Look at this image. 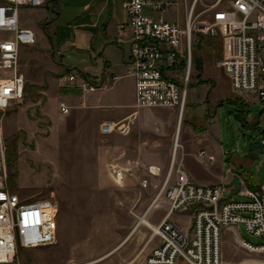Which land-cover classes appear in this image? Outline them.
<instances>
[{
  "label": "rangeland",
  "instance_id": "374dc122",
  "mask_svg": "<svg viewBox=\"0 0 264 264\" xmlns=\"http://www.w3.org/2000/svg\"><path fill=\"white\" fill-rule=\"evenodd\" d=\"M50 1L47 12L41 8L23 7L20 10L22 23L35 31L38 43L43 38V28H47L41 23L42 18L46 21L61 14L56 22L58 35L64 39L72 34L74 24L72 27L69 24L87 0ZM215 2L201 0L197 6V19L208 20L209 12L204 11H209ZM177 15L184 20L183 5L170 13L169 18L175 20ZM88 21L92 23L90 17ZM48 30L44 31L46 35ZM202 40V44L193 49L194 58L200 59L202 68H193L188 98L199 94L201 100L210 103L207 106L211 110L192 117L184 115L177 157L180 158L184 151L183 134L188 127H194L196 142L203 139L207 151H210L208 147L216 149L217 145L224 146L227 151L240 146L247 154L252 147L262 144L264 107L260 102L251 103L247 116L253 121L249 126L242 124V109L226 98L228 78L218 66L220 40L218 36H205ZM78 58L77 52L71 51L63 62L73 70L79 66L74 65ZM38 60V65H23L22 55L20 70L26 79L25 95L2 120L8 186L24 201L51 200L58 208V228L54 244L22 250L15 262L147 264L148 256L160 245V239L144 225L135 231L134 228L154 202L165 180L172 159L178 116L173 110L168 113V109L163 108L141 109L154 114L146 115L140 122V109L133 107L132 79L125 77L113 88L101 89L88 99L89 106L94 103L104 105L107 109L103 111L107 114L131 112L116 120L129 124L127 133L103 135L100 129L105 119L98 117L97 110L88 107L71 110L65 115L60 112L62 103L77 106L75 97L82 100L80 91L84 92L63 78L70 72L68 69L58 65L52 67L51 61L44 57ZM207 80L217 84L215 87L209 83L211 91L199 84V81ZM214 114L212 132L205 133ZM158 119L165 124L159 123ZM248 142L250 146L246 148ZM190 149L198 154L196 148ZM252 152L258 153L261 160L264 158V147ZM195 154L188 155L185 163L193 182L205 185L216 181L214 171L217 167L206 160L196 159ZM162 163L166 165L162 167ZM113 167L121 171L123 180L117 179ZM151 167L161 168L160 175L152 176L149 173ZM178 167L176 161L175 168ZM174 179L175 174L172 182ZM223 196L228 198L229 193L225 190ZM232 198L241 200L239 194ZM168 210L169 204L162 196L150 210L147 220L156 226ZM172 220L185 232H192L191 212L175 213ZM243 241L252 245L264 243L263 239L248 234L243 225L222 229V264H264V253L247 249Z\"/></svg>",
  "mask_w": 264,
  "mask_h": 264
},
{
  "label": "built area",
  "instance_id": "2783aa9c",
  "mask_svg": "<svg viewBox=\"0 0 264 264\" xmlns=\"http://www.w3.org/2000/svg\"><path fill=\"white\" fill-rule=\"evenodd\" d=\"M50 0H0V264H19L22 250L55 243L58 208L51 200L24 201L8 186L6 147L2 120L7 111L23 100L26 79L20 70L22 47L36 45L35 32L21 23L20 10L40 8ZM201 0H126L123 8L127 24L120 30L129 34L127 57L129 76L135 83V106L139 109H176L180 122L186 112L194 68V47L205 36L221 43L219 68L235 93H253L264 107V0H216L208 20H198ZM184 7V20L169 14ZM66 82L83 92H94L98 85L73 72ZM69 108L62 106L63 114ZM129 131L125 121L101 126L103 135ZM264 144V140L262 141ZM206 151L199 156L203 159ZM213 161L212 156L208 157ZM117 179L121 171L113 167ZM152 175L155 172L150 169ZM175 179L172 182V177ZM220 185L194 183L184 169L172 160L155 200L165 197L167 215L151 228L160 239L147 258V264H222V229L243 225L253 237L264 240V178L256 189L239 191L241 200L223 196ZM154 200V201H155ZM55 209V211H54ZM193 214L192 232H185L172 220L175 213ZM243 245L264 253V243Z\"/></svg>",
  "mask_w": 264,
  "mask_h": 264
},
{
  "label": "crops",
  "instance_id": "0c3cea01",
  "mask_svg": "<svg viewBox=\"0 0 264 264\" xmlns=\"http://www.w3.org/2000/svg\"><path fill=\"white\" fill-rule=\"evenodd\" d=\"M124 1L126 0L85 1L83 5H81L80 8L78 9L77 14L72 18V21L70 22L71 24H69L70 27H72L74 24L72 29V34L64 39H60L58 35V24L56 22L57 17L59 18L61 14H59L58 16L56 15L57 16L56 18L53 16L52 19L49 20L46 19V21H44V18H42L41 21L43 22L41 23L46 25L47 28L45 29L43 28V32H42L43 38L42 40L40 39L39 41L40 43H38L37 40L36 45L31 47L21 48L20 61L23 55V61H24L23 65H38V61H39L38 59L40 57H44L45 59L51 61L52 67L54 65H58V67L61 66L63 68L68 69L70 72L75 73L76 75H78L79 78L86 79L90 83L98 85L99 89L94 92L82 93L80 91L82 100H80V97L77 96L75 97L78 103L77 106H69L65 103H62L60 105L61 113H62L61 111L62 106L69 108L70 109L69 113L71 110H76L77 108L78 109L81 108L85 110L88 107H91L92 109H94V111L95 110L98 111L99 118L104 117L105 121H103L102 124L108 122H119L116 120H119L121 117H126L131 113L130 112L128 114L127 113L107 114L104 113L103 109L105 108V106L102 104L94 103L91 104L90 106L88 105V99L90 100L92 93H95L101 89H111L121 79L125 77L131 78L129 76L130 68L127 62V57L129 52V39H128L129 34L123 33L120 30V26L127 24L128 22V14L123 8ZM50 7H51V1H49L46 6L40 8L44 10V12H47ZM88 17H90L92 20L91 24L88 23L89 22ZM22 25L24 27L30 28L23 23ZM46 29H49L47 31L48 32L47 35L44 33ZM71 51L77 52L79 57L77 60L75 59L76 61H74L75 62L74 65H79V66L77 68H74L73 70H70L71 67L70 65L65 64L63 62L64 60L63 58L65 57V55ZM79 55L82 57H80ZM70 72L66 73L65 76L63 77L65 78V80H66V76ZM22 74L24 75V73ZM109 75L111 77H109ZM207 81L208 82H205L203 85L209 88L208 89L209 91H211L212 89L211 87H208L209 83L211 84V86L216 87L217 85L216 83H213L210 80ZM228 83H229V89L226 98L228 101L234 102L235 106L242 109V111L240 112V114L242 113L243 115L241 118L242 124L244 126L245 125L249 126L253 121V118L247 116L249 113V106L253 102H259V100L257 96L253 93L233 92L229 79H228ZM132 88L134 94V104H133L134 107L136 98H135V83L133 79H132ZM195 89H197V87L194 88V90ZM207 103L210 104L207 101L204 102L203 100H201L199 98V94L193 95L191 96L190 100L188 98L187 105L189 111H187L185 114L186 115L189 114V116L192 117L198 115L199 113L202 114L205 111L208 113V110L211 109L209 108V106H207ZM196 104L197 105L199 104V107H197ZM193 105L194 107H192ZM169 110H173V114L177 115L176 109H168V113H171L169 112ZM263 112H264V108L262 110V113ZM149 114H154V113L153 112L148 113L147 111L140 109V122L144 121V117ZM95 115L97 116V114ZM157 121L161 124H165V122L159 121V119ZM211 123L212 124L209 126V128L205 133L212 132L211 126L215 123V114ZM192 128L188 127V129L184 131L183 134L184 151H182L180 158L179 156L177 157V153H176L175 164L177 161V165L181 166L184 169V171L188 174L185 165L186 159L188 155L195 154L192 153L190 148L191 147L196 148L198 151V154H195L196 159L198 160L200 159L201 161L206 160L207 162L212 163L217 167L216 170L214 171V174L217 177L216 181L212 182L211 184H205L202 186H214V185L224 186L226 188V191L229 193V196H231L234 191V188L231 186V182L237 178L239 179L240 182L241 191L250 188L253 189L258 188L259 184L263 181L264 178V158L261 160L259 158V154L253 152H251V156H247V154L245 153L246 151L245 148L242 149L240 148V146L233 148L231 151H227L225 150L224 146L217 145L215 147L216 149L212 147H208L210 148V151H207L203 146V142H204L203 139H201L199 143L196 142L197 141L196 135H194V131L192 130ZM179 135H178V140L180 137ZM263 140H264V135L262 141ZM248 146H250V142L245 143V147L247 148ZM201 151H206L207 153V155L203 159L199 156ZM172 156H173V152H172ZM209 156H212L214 160L209 161L208 159ZM172 160L173 158L171 159V163ZM165 165H166L165 163H162V167ZM117 167L123 169L119 165ZM152 168H155L154 175H152L151 172L149 171V173L152 176L160 175L161 168L151 167V169ZM189 177L192 180V177L191 176ZM141 225L140 222L139 223L137 222L134 231L137 230Z\"/></svg>",
  "mask_w": 264,
  "mask_h": 264
},
{
  "label": "bare ground",
  "instance_id": "6f19581e",
  "mask_svg": "<svg viewBox=\"0 0 264 264\" xmlns=\"http://www.w3.org/2000/svg\"><path fill=\"white\" fill-rule=\"evenodd\" d=\"M181 122L179 121V123H178V126H177V129H176V137H175V142H174V148H173V156H172V158L175 160L176 159V153H177V150H178V148L180 147V143H179V140H178V135H179V132H180V128H181ZM152 170L153 171H155V168H152ZM156 175H157V173H156ZM156 203H158V200L156 201H154L152 204H151V206L148 208V210L144 213V215L143 216H141L140 217V221H138V223L140 222V225L141 224H143V225H145L146 227H148V228H155V226H153V225H151L148 221H147V215H148V213L150 212V210H151V208L156 204ZM54 211H55V209H54ZM139 225V224H138Z\"/></svg>",
  "mask_w": 264,
  "mask_h": 264
},
{
  "label": "water",
  "instance_id": "95a60500",
  "mask_svg": "<svg viewBox=\"0 0 264 264\" xmlns=\"http://www.w3.org/2000/svg\"><path fill=\"white\" fill-rule=\"evenodd\" d=\"M261 147H264V144L262 143V144H258V145H256V146H254V147H252L248 152H247V156H251V152L254 150V149H256V148H261ZM231 186L234 188V191H233V193H232V195H231V197L233 196V195H237L238 194V192L240 191V182H239V179H234L232 182H231Z\"/></svg>",
  "mask_w": 264,
  "mask_h": 264
},
{
  "label": "trees",
  "instance_id": "16d2710c",
  "mask_svg": "<svg viewBox=\"0 0 264 264\" xmlns=\"http://www.w3.org/2000/svg\"><path fill=\"white\" fill-rule=\"evenodd\" d=\"M202 63H201V61H200V59H194V66L198 69V70H200L201 68H202ZM69 71V70H68ZM200 72V71H199ZM200 76L201 75H198V77L200 78ZM206 81H199V84H204ZM250 189H253V188H250Z\"/></svg>",
  "mask_w": 264,
  "mask_h": 264
}]
</instances>
